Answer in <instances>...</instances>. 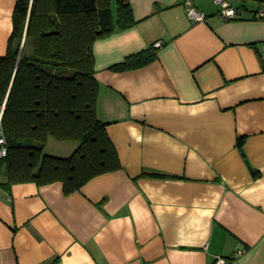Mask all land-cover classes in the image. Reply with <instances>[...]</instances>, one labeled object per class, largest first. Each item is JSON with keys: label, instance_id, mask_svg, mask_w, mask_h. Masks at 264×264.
Segmentation results:
<instances>
[{"label": "crops", "instance_id": "obj_1", "mask_svg": "<svg viewBox=\"0 0 264 264\" xmlns=\"http://www.w3.org/2000/svg\"><path fill=\"white\" fill-rule=\"evenodd\" d=\"M226 1L238 17L214 0H128L135 24L93 46L120 167L70 193L7 187L0 167V264H264V0ZM15 5L0 0V56ZM151 47L150 63L110 69Z\"/></svg>", "mask_w": 264, "mask_h": 264}, {"label": "trees", "instance_id": "obj_2", "mask_svg": "<svg viewBox=\"0 0 264 264\" xmlns=\"http://www.w3.org/2000/svg\"><path fill=\"white\" fill-rule=\"evenodd\" d=\"M134 24L128 0H16L13 31L0 56V105L6 99L0 125L8 149L0 158L3 185L61 181L70 193L120 167L107 124L97 116L93 46ZM156 56L151 47L110 69H135ZM51 137L78 146L67 157L47 154ZM244 141L238 138L241 151Z\"/></svg>", "mask_w": 264, "mask_h": 264}, {"label": "built area", "instance_id": "obj_3", "mask_svg": "<svg viewBox=\"0 0 264 264\" xmlns=\"http://www.w3.org/2000/svg\"><path fill=\"white\" fill-rule=\"evenodd\" d=\"M214 2L218 5H220V11L219 14L225 18H236L238 17L242 9L239 6H234L227 2L226 0H214ZM186 13L189 19L193 22H198V21H203L206 18V14L202 12L201 10L197 9L196 7L192 6L191 3L187 2L186 3ZM256 17L257 18H264V6H261V8L256 12ZM162 42L157 41L154 43V47H159L161 46ZM4 104H2V107L0 105V119H1V113H2V108ZM2 109V110H1ZM8 149L6 146V140L3 135L1 125H0V158H3L7 155ZM213 264H229L228 258L222 256V255H216L215 260Z\"/></svg>", "mask_w": 264, "mask_h": 264}, {"label": "rangeland", "instance_id": "obj_4", "mask_svg": "<svg viewBox=\"0 0 264 264\" xmlns=\"http://www.w3.org/2000/svg\"><path fill=\"white\" fill-rule=\"evenodd\" d=\"M77 146L75 141H61L51 137L44 151L47 154L67 157L73 153Z\"/></svg>", "mask_w": 264, "mask_h": 264}, {"label": "water", "instance_id": "obj_5", "mask_svg": "<svg viewBox=\"0 0 264 264\" xmlns=\"http://www.w3.org/2000/svg\"><path fill=\"white\" fill-rule=\"evenodd\" d=\"M23 45V44H22Z\"/></svg>", "mask_w": 264, "mask_h": 264}]
</instances>
